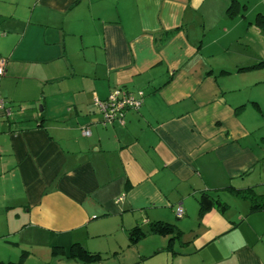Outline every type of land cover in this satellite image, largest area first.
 Masks as SVG:
<instances>
[{
    "label": "crops",
    "instance_id": "crops-1",
    "mask_svg": "<svg viewBox=\"0 0 264 264\" xmlns=\"http://www.w3.org/2000/svg\"><path fill=\"white\" fill-rule=\"evenodd\" d=\"M255 1L0 0V264H264ZM115 87L142 105L103 125Z\"/></svg>",
    "mask_w": 264,
    "mask_h": 264
},
{
    "label": "built area",
    "instance_id": "built-area-1",
    "mask_svg": "<svg viewBox=\"0 0 264 264\" xmlns=\"http://www.w3.org/2000/svg\"><path fill=\"white\" fill-rule=\"evenodd\" d=\"M4 59H0V77L4 75ZM143 91L132 92L123 87H115L105 99L94 98V104L101 114V124L123 123L124 114L129 109H138L142 105ZM4 109V100L0 96V111ZM84 135H89V129H83ZM183 208L178 205L175 208V215L182 217Z\"/></svg>",
    "mask_w": 264,
    "mask_h": 264
},
{
    "label": "trees",
    "instance_id": "trees-1",
    "mask_svg": "<svg viewBox=\"0 0 264 264\" xmlns=\"http://www.w3.org/2000/svg\"><path fill=\"white\" fill-rule=\"evenodd\" d=\"M257 24L264 29V17L257 15ZM245 194L247 198L251 201V211H264V194H256L253 190H246L243 192H239V194ZM219 200L212 198L207 194L201 195L199 198V206L201 213L203 211L209 210L212 206L217 205ZM148 232H154L163 235H169L170 237H177L179 235V230L176 226L165 223V222H154L151 223L150 229ZM144 232L140 227H135L130 232V240L131 242H135L142 238L145 235ZM70 256H82L84 258H96L99 255L92 254L87 250L83 249L78 244H73L70 248Z\"/></svg>",
    "mask_w": 264,
    "mask_h": 264
},
{
    "label": "rangeland",
    "instance_id": "rangeland-1",
    "mask_svg": "<svg viewBox=\"0 0 264 264\" xmlns=\"http://www.w3.org/2000/svg\"><path fill=\"white\" fill-rule=\"evenodd\" d=\"M255 0H251V5L254 6L255 3H253ZM260 0H256L255 2L258 3ZM256 13L251 15V21L253 23V27L256 23ZM257 27V26H256ZM258 28V27H257ZM254 29V28H253ZM259 29V28H258ZM251 44H250V52L251 55L254 57L256 54L260 56H264V29L259 30H252L251 32ZM239 45L234 46L233 49L237 50L239 49ZM251 79L259 81V87H264V68L259 70H253L251 74Z\"/></svg>",
    "mask_w": 264,
    "mask_h": 264
}]
</instances>
